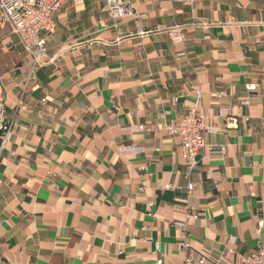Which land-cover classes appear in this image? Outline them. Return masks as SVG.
Instances as JSON below:
<instances>
[{
	"label": "crops",
	"instance_id": "obj_1",
	"mask_svg": "<svg viewBox=\"0 0 264 264\" xmlns=\"http://www.w3.org/2000/svg\"><path fill=\"white\" fill-rule=\"evenodd\" d=\"M134 7L115 27L104 0H63L46 37L53 60L33 71L0 25L11 134L0 255L11 264H183L175 221L218 264L264 245V0ZM174 25L181 42L168 36ZM195 89L207 143L226 150L197 155L188 192L181 136L162 124L182 121Z\"/></svg>",
	"mask_w": 264,
	"mask_h": 264
},
{
	"label": "built area",
	"instance_id": "obj_2",
	"mask_svg": "<svg viewBox=\"0 0 264 264\" xmlns=\"http://www.w3.org/2000/svg\"><path fill=\"white\" fill-rule=\"evenodd\" d=\"M63 0H0V25L6 24L12 35L17 38L18 43L21 44L27 57L30 59L31 70L48 64L53 60L48 54L46 37L54 31V22L52 15L59 7ZM138 0H104V7L109 13L112 25L117 27L119 20L123 16H135V3ZM181 3L192 4L196 0H172ZM183 27L174 25L168 29V36L174 42H181ZM2 84L0 81V158L5 145L10 139L9 125L5 119L6 104L2 96ZM247 90L253 89V84L245 85ZM194 103L186 111V115L179 124L163 123V128L169 133H177L181 136L180 143L182 149L180 152L181 158L185 165L188 166L186 178L188 183L186 189L188 192L192 190L193 183L190 180V170L197 164V155L199 153L208 151L209 153L224 154L226 146L223 144L213 146L207 143L206 137L209 132L207 124L208 116L204 111H200L201 91L194 90ZM216 95H222L220 93ZM249 99L246 98L242 104H248ZM202 106V104H201ZM22 104V108L25 109ZM231 122H236V118H229ZM139 130L143 126H139ZM172 186L167 184L164 189H171ZM186 217L196 219L197 214L191 212L192 207L187 206ZM190 209V210H189ZM174 226L180 230L181 241L180 247L186 252L183 264H218L216 261L210 259L206 254H196L192 249L188 239V224L186 221H175ZM157 248V246H156ZM163 258L154 259L152 264H162ZM239 264H264V245H259L257 250L248 257H241ZM0 264H11L0 255Z\"/></svg>",
	"mask_w": 264,
	"mask_h": 264
}]
</instances>
